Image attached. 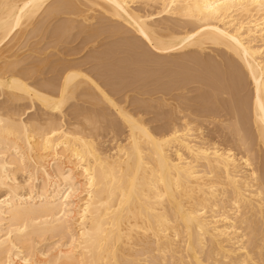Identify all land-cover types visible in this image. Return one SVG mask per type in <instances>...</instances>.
Here are the masks:
<instances>
[{
    "label": "bare ground",
    "instance_id": "6f19581e",
    "mask_svg": "<svg viewBox=\"0 0 264 264\" xmlns=\"http://www.w3.org/2000/svg\"><path fill=\"white\" fill-rule=\"evenodd\" d=\"M0 264H264V0H0Z\"/></svg>",
    "mask_w": 264,
    "mask_h": 264
},
{
    "label": "rangeland",
    "instance_id": "374dc122",
    "mask_svg": "<svg viewBox=\"0 0 264 264\" xmlns=\"http://www.w3.org/2000/svg\"><path fill=\"white\" fill-rule=\"evenodd\" d=\"M48 37H49V38H48ZM50 37H51V36H47V38H46L47 40L44 39V41H46L45 43H48V42H49V43L46 44V45H49L51 42L53 43V46L56 45V42L54 41V37H51V38H50ZM79 38H80V37H79ZM80 39H81V38H80ZM80 39L77 38V39H76V42L74 41L75 43L73 42V44L78 43V42L80 41ZM44 41H42V45L45 44V43L43 44ZM52 43H51V44H52ZM51 44H50V45H51ZM90 45L92 46V44L89 43V44L87 45V48L85 49V50H87L86 56H87V54L89 53V48L92 49V47H91ZM53 46H52V49L50 48V50H51L52 52H53V50H54L53 53H56V52H55L56 49H55ZM60 47L63 48L62 46H60ZM88 47H89V48H88ZM85 50H84L82 53L86 52ZM51 51H50V52H51ZM52 52H51V53H52ZM66 57H71V56H66ZM54 58H55V56H54ZM54 58H51L52 60L50 59L51 63L49 62V63L52 64V65H54V64H53L54 60H56V58H55V59H54ZM52 61H53V62H52ZM93 62H94L95 65H96V62H97V61H93ZM93 62H92V63H93ZM49 63H46L48 68H47V69H46V68L43 69L44 71H45V70H46V71H45V73H42V75H40V77L44 76V78L42 77V79L46 80L45 78H47L48 81H49V80L52 81V80H51V77H53V76L55 75V73L57 74V72H56L57 70L54 71V70L56 69V66L53 67V68H55V69H53V71L50 70V69H52V68H51L52 65H50ZM92 63H89L88 68H87V66H86L87 70H89V69L91 70V71L89 70V72H90L92 75H94V73H96V72H98V71H101L102 68H104V69H103V71H101V72H104L105 69L108 70V67H106L108 64L105 65V64L103 63V65H98V69L100 68L101 70H95L94 67H95L96 69H97V67H96L95 65L91 66ZM94 63H93V64H94ZM105 63H106V62H105ZM45 66H46V65H45ZM50 66H51V67H50ZM89 66H91V67H93V68H90ZM101 66H102V67H101ZM104 66H105L106 68H105ZM109 66H110V65H109ZM112 67H113V69H115V71L117 70V73H120V72H121V71H120L121 68H120V69H119V68L116 69V68H114L115 66H112ZM116 67H118V66H116ZM163 68H164L166 71L172 69V67H170V69H169L168 67H163ZM163 68H161V69L164 70ZM166 68H168V69H166ZM110 69H111V68H109V70H110ZM126 69H127V68H126ZM131 69H132V68H130V70H129V68H128L127 71L129 70V71H131V73H132L133 70H131ZM173 69H176V67H175V68L173 67ZM92 70H93V73H92ZM107 70H105V72H106ZM109 70H108L107 72H109ZM121 70H122V69H121ZM124 70H125V68H123V73L125 72V73L129 74L128 72H126V70H125V71H124ZM165 70H164L163 72H166ZM101 72H100V75L108 76L107 73H106V74H107V75H106V74H101ZM163 72H162V73H163ZM167 72H171V70H170V71H167ZM98 73H99V72H98ZM125 73H124V74H125ZM43 74H44V75H43ZM96 74H97V73H96ZM96 74H95V75H96ZM127 74H125V75H127ZM166 74H167V73H166ZM97 75H99V74H97ZM129 75H130V74H129ZM40 77H39V78H40ZM98 77H99V76L96 77L97 80H98ZM109 77H110V76H108V77H104V79H103V78L100 76L98 81H101L100 83H102V84H104L105 82L108 83V81H109V79H110ZM147 77H148V79H147ZM147 77L142 78V82H140V80H137V78H135L136 81H137V82L135 81L136 84H133V82H134V80H135V79L133 78V79H132L133 82L130 81V83L134 85V86H133V85H132V86H133L134 89H135V86H136V85H139V84L142 85L141 83H143V81H144V83H145V80H144L145 78L147 79L146 82L148 83V84L146 83V84L148 85L147 87H149L151 83L153 84L154 82H156V81L158 80V79H155V78H154V79L156 80V81H155V80L153 79V77L151 78V76H147ZM149 77H150V80H149ZM54 78H55V76H54ZM165 78H166V77H165ZM165 78H164V79H165ZM52 79H53V78H52ZM105 79H106V80H105ZM139 79H141V78H139ZM151 79H152V81H151ZM54 80H56V79H54ZM110 80H111V79H110ZM116 80H118V79H116ZM116 80L114 79V81H116ZM159 80H160V81H163V79H162V80L159 79ZM104 81H105V82H104ZM114 81H113V82H114ZM149 81H151L150 84H149ZM153 81H154V82H153ZM166 81H167V80H166ZM157 82H159V81H157ZM107 83H106V84H107ZM109 84H110V83H108L107 85H105V87L107 86V87H106L107 89H108V87H110L111 89H113ZM157 84H158V83H157ZM108 85H109V86H108ZM196 85H197L196 83H194V85L192 84V86H195V87H196ZM129 86H130V85H129ZM153 86L155 87L156 84L154 83ZM153 86H151V87L154 88ZM250 86H251V85H250ZM250 86H249V88L252 87V86H251V87H250ZM147 87H146V89H145V88H144V89L147 90ZM151 87H149L148 89H151ZM110 88H109V90H111ZM136 88H137V86H136ZM134 89H131V87H130V88H129V91H128V88H126L127 91H125V89H124L123 92H128V93L131 95V98H132V96L134 95V93H135L136 96H137V95H138V96L140 95L141 97H142V96H144V97H145V96H149V94H147V95H142L141 93L139 94V92L142 91L143 88H141L142 90H141L140 88H139V89L137 88L139 91H137V89H135V91H134ZM132 90H133V91H132ZM136 91H137V92H136ZM193 91H194V90H193ZM123 92H120L121 95L124 94ZM197 92H198V91L195 90V91L192 92L191 94H192V95H193V94L196 95ZM120 93H117V94L115 93V97L120 98V97H119ZM131 93H132L133 95H132ZM118 94H119V95H118ZM116 95H117V96H116ZM121 95H120V96H121ZM135 95H134V96H135ZM134 96H133V97H134ZM121 97H122V96H121ZM118 98H117V99H118ZM120 99H122V98H120ZM192 102H194V101H192ZM153 103H154V102H153ZM194 103H195V102H194ZM148 108H149V107H148ZM150 108H151V107H150ZM165 108L168 109L167 112L170 110V109H169L170 107H165ZM152 109H154V108H152ZM166 109H160V110H159V108H158L157 111H159V112L162 113V111H164V110L166 111ZM70 110H71V109H70ZM148 110L150 111L149 113H147ZM155 110H156V107H155ZM35 111H36V110H34V111L30 112V113L32 114V113H34ZM37 111H39V109H38ZM152 111H154V110H152ZM157 111H156V112H157ZM156 112H151L150 109H147V111H146V115H145V117H147V118L150 119V120H149V119L146 118L147 120H149V122L152 121V123H150V124H151V125H152V124L154 125L153 128H156L155 126H158V125H160V127H161V126L163 125L162 123L166 120L165 118H162V114L159 115V114H160L159 112H158L157 114H155ZM31 114H28V115L30 116ZM163 114H164V113H163ZM158 115H159V116H158ZM151 119H152V120H151ZM157 128H158V127H157ZM157 128H156V129H157ZM121 131H123V132H121ZM117 132H118V133L115 132L116 136H114V137L117 138V139H119L118 141H123V142H125V137L127 136V132H126L125 130H121V129H120L119 131H117ZM208 133H209V132H208ZM104 134H105V135H104ZM104 134H103V135H104L105 137L103 136L102 140L104 139L105 142L107 143L105 147H107V148L110 147V148H108V149H111V147H113L114 145L116 146V143H117V142L115 143V141L111 139V138H113V139H115V138H114L111 134H110V135H109L108 133L106 134V132H105ZM115 134H113V135H115ZM211 134L213 135L212 132H211ZM209 135H210V133H209ZM117 139H116V140H117ZM112 141H113V142H112ZM114 143H115V144H114ZM107 145H108V146H107Z\"/></svg>",
    "mask_w": 264,
    "mask_h": 264
}]
</instances>
